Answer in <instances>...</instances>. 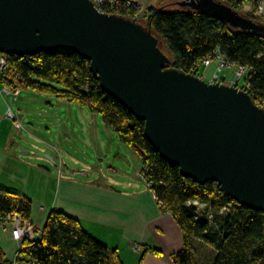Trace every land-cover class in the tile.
Here are the masks:
<instances>
[{
	"label": "water",
	"instance_id": "obj_1",
	"mask_svg": "<svg viewBox=\"0 0 264 264\" xmlns=\"http://www.w3.org/2000/svg\"><path fill=\"white\" fill-rule=\"evenodd\" d=\"M238 28L264 32L218 0H184ZM69 51L90 62L104 92L145 123L155 152L200 185L216 182L264 213V109L249 92L172 67L141 21L103 14L92 0H0V54Z\"/></svg>",
	"mask_w": 264,
	"mask_h": 264
},
{
	"label": "trees",
	"instance_id": "obj_2",
	"mask_svg": "<svg viewBox=\"0 0 264 264\" xmlns=\"http://www.w3.org/2000/svg\"><path fill=\"white\" fill-rule=\"evenodd\" d=\"M183 1L176 0L178 8L173 10L144 9L136 21H145L144 25L162 40V50L171 57L173 68L197 77L202 60L221 49L228 61L251 70L248 87L243 89L250 93L254 103L264 108V32L240 29L209 12L181 6ZM218 1L264 26V18L261 20L255 14L258 0ZM245 2L253 3L254 11L241 12ZM118 13L136 17L132 11ZM8 58L9 70L0 79L3 83H16L24 90L86 107L101 116L120 141L139 155L146 182L183 234L184 247L173 254V264H202L194 250L198 241L213 250L209 264H264V213L236 203L221 192L216 182L200 185L165 162L147 140L145 123L104 92L91 73L88 60L69 51L23 57L8 55ZM193 201L203 205L204 210L198 212L195 205H190ZM32 210L33 201L29 197L0 188V221L15 213L31 219ZM46 223L38 240L23 244L24 257L36 264H123L118 249L93 238L81 222L66 213L51 210ZM0 264H13L1 250Z\"/></svg>",
	"mask_w": 264,
	"mask_h": 264
},
{
	"label": "rangeland",
	"instance_id": "obj_3",
	"mask_svg": "<svg viewBox=\"0 0 264 264\" xmlns=\"http://www.w3.org/2000/svg\"><path fill=\"white\" fill-rule=\"evenodd\" d=\"M137 1L144 9L178 8L176 0ZM240 11L246 14L254 11L253 3L245 2ZM141 22L146 25L142 19ZM235 71L236 68L225 69L222 78H226V82L232 81ZM198 72L199 77L209 83L215 73L214 66L209 69L201 67ZM5 86L0 80V180L7 183L4 184L6 188L16 189L11 192L27 191L35 196L33 209L38 215L42 209L48 211L51 208L61 180L69 174L78 179L100 178L110 187L115 186L110 178L121 179L120 170L133 178H138L139 173L142 179L139 180L144 181L143 163L139 155L124 143H121L120 155L116 144L120 138L106 126L101 116L86 107L72 105L67 100L33 90L22 89L19 101L14 103L11 95L2 92ZM239 87H248L244 77ZM9 106L18 114L22 128H17L6 117ZM91 115H97L96 121ZM60 128L64 137L59 134ZM7 138L11 143H5ZM110 145H115L113 152H103ZM67 166L74 170L67 171ZM203 210L204 206L201 205L200 211ZM194 250L202 264H209L213 257L212 249L198 241Z\"/></svg>",
	"mask_w": 264,
	"mask_h": 264
},
{
	"label": "crops",
	"instance_id": "obj_4",
	"mask_svg": "<svg viewBox=\"0 0 264 264\" xmlns=\"http://www.w3.org/2000/svg\"><path fill=\"white\" fill-rule=\"evenodd\" d=\"M91 116L96 121L97 115ZM59 134L64 137L61 128ZM8 138L5 143H11ZM121 143L123 144L116 141L120 155ZM115 145H110L107 150L103 149V152L112 153ZM117 160L121 162L118 156ZM72 170L74 169L71 166H67V171ZM143 170L144 164L142 174ZM119 173L122 175L121 179L110 178L115 182L114 187H110L100 178L78 179L70 174L66 175L59 184L58 195L51 208L48 211L42 209V212L39 211L40 215L33 209L31 220L42 232L50 211H62L81 222L93 238L112 249H118L123 264H173V254L182 251L184 247L181 228L174 217L165 212L155 199L145 177L142 182L139 173L138 178H133L124 170ZM4 184L7 183L0 180V188H6ZM22 194L27 195L31 201L36 199L27 191ZM19 247L10 230L0 228V250L8 261L13 263L17 259ZM155 251L161 252V255Z\"/></svg>",
	"mask_w": 264,
	"mask_h": 264
},
{
	"label": "built area",
	"instance_id": "obj_5",
	"mask_svg": "<svg viewBox=\"0 0 264 264\" xmlns=\"http://www.w3.org/2000/svg\"><path fill=\"white\" fill-rule=\"evenodd\" d=\"M92 2L94 7H96V9L103 14H117L118 12L125 10L127 12L132 11L136 13V17L134 19H138L140 17V14L144 11V8L141 6V4H139L137 0H92ZM257 3L258 5L255 9V14L257 18L262 20L264 18V0H258ZM8 66V56L0 54V72L2 74H6L9 70ZM199 66H202L206 69L214 66L215 73L213 74L210 82L225 84H228V82H226V78H222L221 74L224 73V70L227 68H236L234 74L235 78L232 79V83L228 85L236 86L239 89H241L239 87V83L241 82L243 77L248 82V78L251 74V70L246 66H241L235 62L228 61L222 54L221 49H217L215 52L208 54V56L202 60V63H200ZM21 90L22 88H20L16 83L7 82L2 92L6 95H11L13 98V102L17 103L20 99V95L22 92ZM6 114V117L9 120H12L17 128H22V121L19 119L18 114L13 112L10 106ZM155 199L157 200V196H155ZM190 205H195L197 207V211L201 212V204H199V202L193 201V203H190ZM197 216L198 218H200L199 213L197 214ZM0 228L4 230L9 229L13 239L19 243L20 247L16 256L17 259L13 262V264H36V262L31 260L30 258L27 259V257H24L23 254V252L25 251V246H23V244L25 242L38 240L42 236V232L39 231L36 223H34L31 219H24L18 213H15L9 214L3 221H0Z\"/></svg>",
	"mask_w": 264,
	"mask_h": 264
}]
</instances>
